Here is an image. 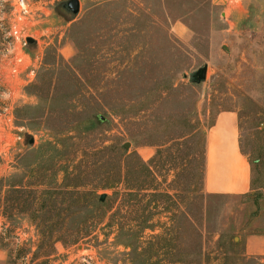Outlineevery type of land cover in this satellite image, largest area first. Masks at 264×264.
<instances>
[{
  "label": "rangeland",
  "instance_id": "1",
  "mask_svg": "<svg viewBox=\"0 0 264 264\" xmlns=\"http://www.w3.org/2000/svg\"><path fill=\"white\" fill-rule=\"evenodd\" d=\"M66 1L0 0V264H129L131 247L146 264H264L244 250L264 234V0ZM222 110L239 117L242 195L203 190ZM126 184L140 190L121 205Z\"/></svg>",
  "mask_w": 264,
  "mask_h": 264
},
{
  "label": "crops",
  "instance_id": "2",
  "mask_svg": "<svg viewBox=\"0 0 264 264\" xmlns=\"http://www.w3.org/2000/svg\"><path fill=\"white\" fill-rule=\"evenodd\" d=\"M227 5L230 0H213ZM203 190L209 194L242 195L251 190V170L241 150L239 117L235 110L219 111L205 131ZM244 250L264 263V234L246 237Z\"/></svg>",
  "mask_w": 264,
  "mask_h": 264
},
{
  "label": "trees",
  "instance_id": "3",
  "mask_svg": "<svg viewBox=\"0 0 264 264\" xmlns=\"http://www.w3.org/2000/svg\"><path fill=\"white\" fill-rule=\"evenodd\" d=\"M203 164H204V152H203ZM146 169L149 171V167H146ZM111 179H112L111 181H109V182H107V183H105L103 185V188H106V189L114 188L115 189V187H117L118 184H121V182H122V174H121V172L118 171V174L116 176H114L113 178H111ZM139 190H140L139 186H135V185L128 186V184H126V186L123 187L122 190H114L113 195L114 196H118V194H119L121 197H123V202H121V205H124L125 202H128V201H136V197L138 195V191ZM94 201H95V205L104 206V204H105V202L99 203L96 198H94ZM120 206H119V208H117V210L111 212L109 214V216L107 217V219H108L107 220L108 221L107 225L108 226L112 225L113 222L115 221V225L119 229H122V227L124 225V224H122V219L125 217V215H121L120 214V210H121ZM133 206H134V204H133ZM107 212H108V210H107ZM105 213L106 212L104 211V213H102L101 217L98 220H95L94 222L92 221L89 224V226H92V223H96V224L102 223V221L105 219ZM145 218H147V216L144 217V219ZM134 219L135 218L133 217V220ZM87 233L89 234V232H87ZM88 234H86V235H88ZM79 237H80V234H78V236L75 237L74 241H76ZM128 247H130V245H128ZM131 249L133 250V255L135 257H133V258H131V260H129L130 261L129 264L136 263V262H137V264H146V263H148L147 260L143 259V257L139 258V257L143 256V254L146 252L145 250H143L140 247H134V248L131 247ZM175 255L176 254L171 253L169 251L162 252V253L155 252V256H154L155 261L153 262V264H159V262H167L168 264H175V263L181 261L182 258L181 257H177ZM138 259H141L140 262H138Z\"/></svg>",
  "mask_w": 264,
  "mask_h": 264
},
{
  "label": "water",
  "instance_id": "4",
  "mask_svg": "<svg viewBox=\"0 0 264 264\" xmlns=\"http://www.w3.org/2000/svg\"><path fill=\"white\" fill-rule=\"evenodd\" d=\"M62 6L65 8V10H67V11L71 12L73 15H75L79 11V0H67L66 2L63 3ZM27 41L32 42L33 39L27 38ZM206 69H207V66L204 65V66L198 68L195 72L191 73L190 77L194 80V82L199 83L205 79ZM183 76L185 77L186 74H183ZM99 118L101 120H103L102 116H99ZM104 198H105V194L100 195L99 201L100 202L104 201Z\"/></svg>",
  "mask_w": 264,
  "mask_h": 264
}]
</instances>
